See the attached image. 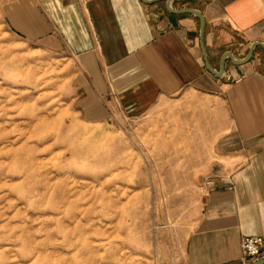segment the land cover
Returning <instances> with one entry per match:
<instances>
[{"label":"rangeland","instance_id":"obj_1","mask_svg":"<svg viewBox=\"0 0 264 264\" xmlns=\"http://www.w3.org/2000/svg\"><path fill=\"white\" fill-rule=\"evenodd\" d=\"M0 0V264H184L213 131L176 106L101 119L73 61L14 33ZM180 115V106H177Z\"/></svg>","mask_w":264,"mask_h":264},{"label":"crops","instance_id":"obj_2","mask_svg":"<svg viewBox=\"0 0 264 264\" xmlns=\"http://www.w3.org/2000/svg\"><path fill=\"white\" fill-rule=\"evenodd\" d=\"M170 7L201 13L215 70L224 52L241 59L251 42L264 43V0H171ZM3 13L26 41L69 55L101 119L139 118L162 104L167 113L172 103L175 126L213 131V162L200 173L204 190L183 262L252 263L240 239L264 241V50L257 46L243 64L226 59L216 77L203 62L199 19L169 12L164 0H7Z\"/></svg>","mask_w":264,"mask_h":264},{"label":"water","instance_id":"obj_3","mask_svg":"<svg viewBox=\"0 0 264 264\" xmlns=\"http://www.w3.org/2000/svg\"><path fill=\"white\" fill-rule=\"evenodd\" d=\"M142 1L145 2V3H154V2L163 1V0H142ZM164 1H165V8L169 12H171V13L187 12V13L195 15L199 19V24H200L199 25V39H200V46H201V50H202L203 62H204V65H205L206 69L210 73L215 75L216 77H219V76H221L224 73L223 65H224V61L226 59H229L233 64H236V65L243 64V63H245V62H247V61H249L251 59V57L253 55V51H254V49L257 46L261 47L264 50V43L262 41H253V42L250 43L246 55L243 58H241V59H234L233 54L231 52H229V51H226V52H224L222 54V56L220 58V64H219L218 70H215L210 65V63L208 61V57H207V54H206V51H205V48H204V44H203L204 19H203V16L201 15V13L198 10L191 9V8H184V9L175 10V9H172L170 7V1L171 0H164ZM184 1H192V0H184ZM250 264H264V258H262V259H260L258 261L252 262Z\"/></svg>","mask_w":264,"mask_h":264},{"label":"built area","instance_id":"obj_4","mask_svg":"<svg viewBox=\"0 0 264 264\" xmlns=\"http://www.w3.org/2000/svg\"><path fill=\"white\" fill-rule=\"evenodd\" d=\"M240 249L245 263L264 258V241L261 236L243 235L240 239Z\"/></svg>","mask_w":264,"mask_h":264}]
</instances>
